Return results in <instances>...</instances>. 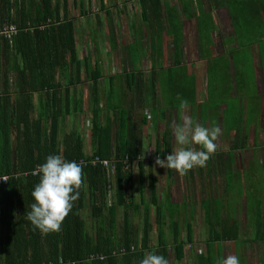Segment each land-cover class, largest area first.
<instances>
[{
	"label": "trees",
	"instance_id": "obj_1",
	"mask_svg": "<svg viewBox=\"0 0 264 264\" xmlns=\"http://www.w3.org/2000/svg\"><path fill=\"white\" fill-rule=\"evenodd\" d=\"M33 1V2H31ZM0 0L4 4L13 6L16 8V17L11 19L13 23L18 26V33L11 38L0 36L4 38L7 49H14L15 56L20 55L23 68L20 71L22 79L24 80H34L40 79L42 75H49L50 70H45L44 66H47V69H53L56 65H67V64H80L77 57V41H76V26L74 23V18L71 16V6L70 0H41L40 3H35L34 0ZM142 2V18L145 21L146 26L149 27L152 37V46H151V56H154V49H158L156 46H159V43L162 41L163 32L170 34L174 38V48L176 51L177 61L175 65H170L165 68L162 61L160 60L159 64H152V83L146 85L143 83L144 73L135 67L140 58L141 49L138 50L137 46L141 45V35L135 36V39L128 45L127 53L130 55L131 61V71L129 68L123 70L122 79L125 78L126 85L131 90L134 87H139L136 90H133L131 93V104L127 107L121 104L113 103L108 105V109L112 114L108 116L107 121L102 124L100 121L94 122L92 126V137L95 141V146L93 147V152L86 154L84 152V142L80 135L76 133H70L67 135L64 140L65 149L53 154L63 155L67 160H75L80 158H90L92 156L99 155L102 158L108 159L114 167L115 172L109 173L107 168L102 164L92 165L87 164L82 166L83 173L85 174V184L88 187L90 194V203L92 206V216L97 219L98 223L94 233L87 228L85 219L81 215V209L84 205V192L86 186L81 187L80 196L74 202V207L68 216L65 217V220L61 226L60 231L56 232H42L39 229L35 228L32 223L24 217L26 221H22L23 216L20 218H13L11 222H7V229L3 233V237L0 239V264H41L46 260L57 261L59 257H63L66 260L75 261L76 264H131L133 259L143 258L144 250L149 248L150 243V234L153 223L149 218V210L146 212L144 226L141 235L133 228V220L130 217L129 208L130 205L126 199L127 187H131L134 175H133V161L137 160L141 162L143 154V136H144V127L149 125L148 123L152 122V126L155 130H158V119L165 120L167 116L168 109H176L181 116L182 109L185 107H196L197 110H201L205 101H210V107L215 109L218 106L217 101L220 100L221 92L217 90L215 83L218 79L227 78L229 79L230 65L231 62L226 54H217L215 52L214 39L211 35L213 29V24L215 23L211 16H213V9L209 11L205 10L203 0H183V10L184 14L188 18H192L194 15H197V26L199 33H203L207 27H209V34L207 35L209 48L205 50V53H202V58L208 59L207 72L213 71V79L210 78L208 82V94L209 89L212 84V92L214 89L217 93H214L213 96H209L204 100H199L197 98V86L196 80L197 75L193 71H189L187 65L180 60L181 46L180 42L182 39V30H183V21L177 9V6L171 5L170 2L165 3L166 12L163 13V1L162 0H140ZM239 5L235 7L234 13H232L230 8V15L232 18L233 27L235 29V19L240 23V20L245 22L251 30L264 31V0H237ZM103 2V0H101ZM31 6V7H29ZM102 8L104 9V3H102ZM109 10V9H108ZM47 18H52L59 22V24H53L46 27L44 30L35 29L33 32L25 30V27L28 26V22H32V25H36L41 21H44ZM166 19V23L164 20ZM210 19V20H209ZM3 24V23H0ZM142 32V29H140ZM111 49H115L116 40L113 36L112 31L109 32ZM210 36V38H209ZM264 42V40L262 39ZM262 42V44H263ZM96 48L98 49L99 44L95 41ZM156 43V44H155ZM264 45V44H263ZM118 46V45H117ZM12 47V48H11ZM95 49V48H94ZM162 49V47H161ZM263 48H261V52ZM9 50V51H10ZM96 50V49H95ZM11 52V51H10ZM162 52V51H161ZM164 52V51H163ZM162 52V53H163ZM153 54V55H152ZM263 57V54L261 55ZM234 60V74H235V85L237 82V91H240L242 87L238 86L240 83V62H237L238 56L233 54ZM253 63V62H252ZM264 64V60H263ZM20 67V64H19ZM179 67L182 71L176 73V68ZM254 73V72H253ZM98 74V73H96ZM164 79V80H163ZM128 81V82H127ZM136 82L138 84H136ZM116 83V82H115ZM114 83V85H116ZM160 83V84H159ZM254 87L256 88V79L253 77ZM124 84V82H123ZM122 84V85H123ZM118 85V84H117ZM158 85L162 87L158 91ZM231 85V83H230ZM119 86H121L119 84ZM145 87L148 89L146 90ZM221 87L222 83H221ZM114 88V87H113ZM121 88V87H118ZM124 88V87H123ZM232 88V86H231ZM39 87H28L26 90H38ZM224 89V87H223ZM114 91V90H113ZM257 91V89H256ZM138 94V99L142 95L149 94L153 99V108L154 119L146 114H143L142 119L135 122L132 120L131 115V105H134V99ZM121 92L118 96H123ZM230 94V93H229ZM130 95V94H129ZM129 95L127 97L129 98ZM176 97L175 103L170 106L168 103L167 97L169 96ZM228 95V94H227ZM232 95V94H231ZM133 96V97H132ZM215 96V98H214ZM117 98V96H113ZM126 99V98H125ZM186 99L188 104L181 108L180 100ZM214 100V102H211ZM245 100V99H244ZM124 101V99H123ZM127 101V99H126ZM143 102V100H142ZM141 102V103H142ZM141 103L139 105H141ZM202 104V106H201ZM256 107L255 105H253ZM204 109V108H203ZM219 109V108H218ZM217 109V110H218ZM227 109V110H226ZM225 110L229 111L228 103ZM210 110V109H209ZM216 111H209V116L206 118L207 121L209 118L213 121V117L217 114ZM203 111V110H202ZM205 111V109H204ZM194 116V112L192 114ZM206 119H201L205 121ZM152 120V121H151ZM227 124V129L229 131L237 130V127L233 126V121L230 120L229 114L225 119ZM242 130V128H241ZM108 135V136H107ZM111 135V136H109ZM237 135V134H236ZM114 136L115 151L114 155H111L108 148L112 145L109 144L108 140ZM151 136V135H149ZM9 135L4 136V141L8 140ZM236 142L238 145H241L239 133L236 136ZM104 138L106 142L104 143ZM172 142V131H171V120L168 122L166 129L163 131V138L157 139L156 151L162 157L166 158V155L171 150ZM69 144H71L69 146ZM238 146L237 144H234ZM18 150L26 149L24 142L20 141L18 144ZM53 146L49 144L47 150L51 149ZM108 147V148H107ZM198 145L197 149H200ZM31 149L30 157H26V160H22L21 165L15 167H1L0 166V175L1 174H10L13 172H26L34 171L37 168L38 164L45 162L46 157L50 154L45 153V151L39 152L38 154L34 153V147H29ZM51 151V150H50ZM233 151H230L226 158H221L216 162L217 168L214 170L220 169L225 173H228L229 178L226 179L225 190H228L225 195L218 194L217 198H214L212 187V162L210 158L203 167H194L195 172H201L207 178L205 182V194L209 193V197L205 196L202 200V204L206 206V212L208 218L212 217V220L209 221V239L207 241V253L206 255L199 254L197 260L199 264H215L216 254L215 246H210V242L216 241H236L238 237L239 227L237 220L234 218L231 211L223 207V202L233 199L230 193V187L234 183L231 179V163L234 159ZM233 157V158H232ZM24 162V163H23ZM115 177L116 180V196L117 199L116 205H122L125 208L123 214V226L121 237H117L116 233V205L111 204L107 206V194L110 189L109 181L111 176ZM39 178V175L30 174L29 176L21 175L19 178L11 179L9 183L3 184L0 186V189L5 191L8 194L15 192V186H26L28 189V182L32 179ZM16 183L14 184V182ZM156 186L153 183L151 186L154 189ZM155 191V189H154ZM115 196V197H116ZM224 196H227L224 198ZM263 196V195H262ZM227 199V200H226ZM263 198H260V203ZM158 201V200H156ZM190 201V200H188ZM132 204V201H130ZM8 204L11 205V201L8 199ZM173 208L170 209V225L171 235L173 241L176 245V255L179 256L180 249L183 251V243L185 242L182 237V231L180 227V220L176 219V211L182 206L177 204L175 207L171 204ZM31 202L27 203L25 208L30 209ZM175 207V208H174ZM159 211V216L157 218V224L160 228V248L163 250V255L168 256V243L165 241V231L163 230L162 225L166 223L164 220V215L161 214L160 205L157 207ZM136 210V209H134ZM255 213V224L251 220V225H254V231L256 239H260L263 242L264 246V236H261L264 233V220H259L260 217H264V210L260 208L256 209ZM106 212H109L111 216V224L107 225ZM173 212V213H172ZM135 213V212H134ZM225 213V214H224ZM163 214V213H162ZM250 218V214L248 213ZM189 225V224H188ZM257 226V227H256ZM259 227V228H258ZM139 236H142L141 241L142 245L139 247ZM259 237V238H258ZM186 239L192 241V231L188 230ZM180 242V243H179ZM132 244H135L136 249L133 252H127L126 254L118 256H109L105 260L95 259L92 261H87V257L92 253H106L110 254L114 249H118L121 246H126L130 248ZM180 244L182 247L180 248ZM217 244V243H216ZM179 246V247H178ZM219 248V247H217ZM72 264V263H68ZM263 264H264V250H263Z\"/></svg>",
	"mask_w": 264,
	"mask_h": 264
},
{
	"label": "rangeland",
	"instance_id": "obj_2",
	"mask_svg": "<svg viewBox=\"0 0 264 264\" xmlns=\"http://www.w3.org/2000/svg\"><path fill=\"white\" fill-rule=\"evenodd\" d=\"M162 1L163 13L166 12L165 3L170 2L171 5L175 4L177 6L178 11L183 18L184 24L182 30L183 38L181 41V56L184 60L183 63L187 65L189 71H194L198 76V81L196 80V86L198 88L197 98L199 100H204L209 96H213L214 93H217V91L214 89L212 92V84L209 89V94L207 93L208 88L206 65L209 61L203 62L202 53L200 52L203 51L204 54L205 50L209 48V41L207 39V35L209 34L210 30L209 27H207L203 33H199L197 26V15H194L192 18L185 16L183 10V0ZM102 3H104V9L101 6ZM203 3L206 11H209L211 8L213 9V16L211 17L215 23L213 24L214 26L211 31V35L214 37L215 52L217 54H226L229 60L231 58L230 52L232 50V52L234 54L236 53L238 56V60L236 61L240 62V75L242 76V79L240 78L239 80L240 83L238 86L242 87V89H240L236 95L237 92L235 89H237V82L235 85L236 78L232 66L230 65V82L227 78H222L220 80L218 79L216 82H214L217 90L221 92L222 97L217 101L218 106L215 107V109L210 107V101H205V105L201 107L202 109L200 111L197 110L195 106L191 108L185 107L182 109L183 111L181 116H179V113L176 109H168L167 116L165 117L166 119L160 120L158 130H155L153 127H148V129H146L147 134L151 136L148 135L150 138L149 141L147 134L146 139L144 138L145 151L143 153V160L156 161V157L158 156V152L156 151L157 139L161 140L163 138V131L166 129L169 116H171L172 120L171 131L173 145L168 154L174 150H178L181 147L175 138L174 124L181 126L188 119L200 121V117L204 120L209 116V111L214 112L219 108L217 110V114H215L213 117L214 120L212 121V124H214L220 131L223 130L225 134L227 131L225 119L227 118V114H229L230 120L233 121V126L237 127V130L227 131V135L219 133V136L215 141L218 145L217 150L214 154L210 155V160L212 162L211 164L213 166L214 162L228 156L229 152H227V150L233 146L234 141L237 139L236 136L238 133L241 145L240 149L236 152V159L239 162L251 161L252 163L250 168L244 169L246 166L243 168V170H246L247 172L246 181L248 182V185L235 184L234 188L232 184L230 190L232 191L235 189L232 192L230 191L231 197L233 196V199L223 202V207L225 206L228 211H231L234 218L237 220V224L239 226V238L235 241V243H233L234 241H223L222 256L224 259L229 255H234V252H236L235 254L239 257L241 264H263V242L260 239H256L255 233H252V231H254V225H251V220L254 221L255 224V220L257 219L255 218V213L257 208H260L261 211L264 210V164H261V161H264V79L260 67L261 61L259 56V46L264 49V45L262 44V39H264V31L251 30L250 27L245 24V22L240 20L239 23L236 19L234 29L229 11L231 8L232 13L236 12L235 7L239 5L237 0H203ZM70 6L72 7L71 16L74 18V22L76 23L77 44L80 51L79 56L82 62L84 59V62L93 64L92 52L96 49L99 53V59L97 60H99L100 63H108L114 67V69L115 67H118L116 70H122L127 67L131 71L132 65L130 61V55L127 53V47L128 45H131L135 39V36L141 35V45L139 44L137 46L138 50L141 49V56L139 58L138 64L135 67L139 68V70L144 73L146 85L152 81L151 78L153 63H156L157 65L161 60L165 68L170 65H175L173 43L174 38L165 32L162 37L164 42V54L161 51L158 52V49L155 48V54L154 56H151V32L149 27L146 26L145 21H143V6L140 0H103V2H101V0H70ZM164 22L166 23V19ZM140 29H142V32H140ZM111 31L117 43L115 49L113 50L111 49V39L109 36V34H111L109 32ZM233 32H235L236 44L233 43V40L230 36L233 34ZM95 41H97L99 44L98 49L96 46H94L96 45ZM156 47L160 48L162 46ZM107 50L111 51L109 54L105 55ZM253 66L257 77L255 84L256 88L254 87L253 83ZM179 72L182 73L181 69L177 67L176 73ZM208 74L210 78L213 79V71H209ZM221 83L224 89L221 87ZM136 84L138 83L136 82ZM145 89L147 90L148 88L145 87ZM161 89L162 87L158 85V91ZM232 89H234L233 93L235 95H231ZM113 90L115 92V97L117 96V98L109 97L107 98L106 103L108 105L116 103L121 104L122 107H127L129 102H131V96L127 98L126 101V99L121 95L122 93L124 94L126 89L114 87ZM120 92L121 96H118ZM129 99L130 101L128 102ZM167 99V104L172 106L171 104L175 103L176 97L170 95L167 97ZM153 101L154 99L149 94L143 96V102L141 103V106L144 112L146 110L148 111L150 107L153 108ZM211 102H214V100ZM224 103H228L229 111L227 112L224 110L226 109V105ZM222 104L224 106H222ZM193 112L194 116H192ZM151 115H153V113H151ZM203 120L200 123L207 127V119L205 121ZM148 124L152 125L150 122ZM245 124L247 125L246 128L249 127L248 130L244 128ZM230 132H233L234 136H230L233 135V133ZM193 147L197 149L198 145H193ZM164 170V176L162 174V182L164 183V186L167 187V190L169 186L168 183H171V181H176L175 185L181 189L179 180L180 175L175 174L173 177H171L172 179L167 176V178L164 180L166 168H164ZM190 171L195 172L194 169H191ZM213 173L214 178L211 181L213 195H225L224 192L226 183L223 178H220L222 174L219 175L217 170H214ZM205 178V175L200 176L197 172L196 178H192L190 183L192 192L189 194L190 198L192 199H190V201L184 199L185 203L183 202L182 206L175 213L177 214L175 218L179 219L181 222L179 224H189L192 221L193 226V240L191 243L193 246L195 244V247L190 249L187 248L186 251H188V253L184 256L185 260H183L185 264H196L197 259L195 256L197 252H206L205 242L208 241L210 236L208 224H210L209 221L212 220V217L210 219L208 218L206 206H204L201 201L203 196H206L207 199L210 197L208 196L209 193L203 194L204 192L202 193V191H200L201 188H204ZM242 188H246V190L241 191ZM173 191L178 193V195L180 194V190L178 192L176 187H173ZM238 196H244V198L240 199ZM180 197L178 196L175 201H182ZM225 197L227 196H224V198ZM260 198H263L261 203L259 202ZM163 200L164 199L161 198L162 202ZM158 204H160L159 201ZM190 210L192 211L190 212ZM148 212H150V221L153 220L155 216L154 224L157 225L156 216H159V211L156 210V215L154 216L151 209ZM248 212L250 214V218L248 216ZM160 215H164V220L167 222L168 219H170V209L168 207L165 208V205H162ZM259 220H264V217H260ZM138 226L139 228H142L140 225H137V227ZM167 226L168 224H165V227ZM139 234H141V232ZM261 236H264V233H262ZM216 243L222 244L221 241H216L215 243L210 242L209 245L213 247L218 246ZM153 250L155 249L153 248ZM189 252H192L193 255L189 254ZM193 256L195 258H192ZM172 260L175 264H182L180 259L177 257H173Z\"/></svg>",
	"mask_w": 264,
	"mask_h": 264
},
{
	"label": "crops",
	"instance_id": "obj_3",
	"mask_svg": "<svg viewBox=\"0 0 264 264\" xmlns=\"http://www.w3.org/2000/svg\"><path fill=\"white\" fill-rule=\"evenodd\" d=\"M31 1V0H30ZM33 2V1H31ZM35 3H40L41 0H34ZM31 7V6H29ZM72 9V7H71ZM180 14V13H179ZM181 16V15H180ZM16 17V8L10 5H7V3L0 2V23H13L11 19H15ZM182 18V17H181ZM183 21V18H182ZM32 22H28V24H31ZM75 23V22H74ZM184 24V22H182ZM76 24V23H75ZM76 26V25H75ZM77 31V29H76ZM164 34V32H163ZM170 35V34H168ZM172 36V35H170ZM231 36V39L233 40V43L236 44L235 39V32H233ZM173 37V36H172ZM183 38V37H182ZM214 38V37H213ZM264 40V39H263ZM77 41V36H76ZM152 37L150 41V45L152 43ZM182 41V39H181ZM231 41V40H230ZM174 43V40H173ZM264 44V42H263ZM159 46H162L159 48V51H164V42L163 38L162 41L159 43ZM181 46V42H180ZM118 47V46H117ZM12 48V47H11ZM7 49L6 43L4 42V38L0 37V166L1 167H15L18 165H21L22 160H26V157H30L31 149L29 147H34V153L38 154L39 152H44L49 154L57 153L59 149L64 150L65 143L64 140L66 139L67 135H70V133H76L77 135H80L84 142V152L86 154H90L93 152V147L95 146V141H93L92 137V126L93 121L98 122L100 121L102 124H104L105 121H107L108 116H110L113 112H111L108 109V105L106 103L107 98L115 96V92L113 91V87H121L125 88L126 91L124 92V98H128L131 96V93L133 90L138 89L139 87H134L133 90H131L126 85L125 78L122 79L121 76L123 75V70H116L118 67H112L108 63L102 64L100 63L99 57H98V50H94L92 52V63L83 62L80 58V51L78 49L77 44V57L80 64H67V65H56L53 69H47V66H44L45 70H50V74L48 75H42L39 79L34 80H24L22 79V75L20 74V71L23 68V64L20 58V55L14 54L15 50L12 48ZM259 56H260V67L263 74L264 79V64H263V58H264V49L261 52V47L259 46ZM111 50H107L106 54H109ZM233 51V50H232ZM230 52V60H231V66L234 72V64H233V52ZM201 52V51H200ZM164 54V52H163ZM182 51L180 52V60L184 62L182 56ZM263 54V57L261 56ZM174 55H175V62L177 61V55L175 48H174ZM141 56V54H140ZM227 56V55H226ZM253 56V55H252ZM228 57V56H227ZM203 62H208V59L203 58ZM87 61V60H86ZM253 62V61H252ZM20 64V67H19ZM197 69V68H196ZM194 72V71H193ZM253 72L254 77L257 81L256 77V71L253 66ZM98 73V74H96ZM206 75H207V87L209 82V76L207 72V65H206ZM117 83L118 85H114V83ZM124 82V84H123ZM128 82V81H127ZM115 83V84H116ZM145 83V80L143 81ZM152 83V81H151ZM119 84L121 86H119ZM123 84V85H122ZM146 84V83H145ZM38 86V90H26L28 87H35ZM232 89V95H235L233 93ZM236 95L238 94L237 89ZM208 93V92H207ZM136 98L133 100L134 105H131V118L135 122L142 119L143 114H146V111H143V108L141 105H139L143 97L142 95L138 99V94H134ZM133 97V96H132ZM130 99L128 100V102ZM131 104V102H129ZM227 108V104L224 103ZM222 106H224L222 104ZM225 110V109H224ZM227 110V109H226ZM225 110V111H226ZM151 113L152 107L148 109ZM224 111V112H225ZM227 112V111H226ZM150 119H154V113L151 115ZM171 120V116H169L168 122ZM152 121V120H151ZM172 121V120H171ZM158 129H159V123L160 120L158 119ZM152 124V122H151ZM152 125H145L144 127V136H143V153L145 151V143L144 138L146 139V129L148 127H151ZM246 124L244 125V128L246 130L249 129L246 128ZM213 127H216L214 124H212L211 118L207 121V128L212 129ZM226 127V126H225ZM228 128V127H226ZM225 130V129H224ZM229 131V129H227ZM227 131L223 132L221 130L219 133L223 135H227ZM233 133V132H230ZM9 135L8 140L4 141V136ZM149 134H147L148 136ZM108 136V135H107ZM111 136V135H109ZM230 136H234L230 135ZM114 136L108 140L109 144L111 142V146L108 148L110 150L111 155H114L115 151V144H114ZM150 140L148 136V141ZM22 141L26 145V149L18 150L17 144ZM106 142V139L104 138V143ZM234 141L233 146L227 150V152L233 151L234 153V159L230 165L231 167V179L234 181L233 186L235 184L248 185V182L246 181L247 172L244 171V169H248L251 167V161H244L239 162L237 161L236 152L240 149V146L238 143H235ZM51 144L53 147L49 150H47V147ZM234 144H237L238 146H235ZM71 144H69L70 146ZM171 145L172 142H171ZM230 156V154H228ZM158 156L162 157L160 154ZM142 160L141 162L134 160L133 161V181L131 184V187H127V195L126 199L128 201V204L130 205L129 213L130 217L133 220V228L135 231L138 232V234L143 230L144 221H145V214L147 210H150L153 212V216L156 215L157 207L160 208L162 205H165V208L172 207L171 204H173L175 207L177 204L182 205L183 202L185 203L184 199L187 201L192 199L190 198V192H192V187L190 185L192 178H196L197 172H192L188 170L184 174H181L180 172H177L176 169H167L166 168V174L164 180L167 178V176L173 177L175 174L180 175V187H177L176 181L171 183H168V190L167 187L164 186V183L162 182V174L164 176V167H160L156 165L154 160H143L144 154H142ZM231 157V156H230ZM233 158V157H232ZM217 162V161H216ZM216 162L213 163V172L214 168H217ZM254 162V161H253ZM24 163V162H23ZM261 164H264V161H261ZM212 172V179L214 178V173ZM217 172L222 174L220 178H223L224 181H226L227 178H229L228 173L223 172L220 169H217ZM249 174V173H248ZM199 175H204L199 172ZM252 176V175H250ZM163 180V181H164ZM212 181V180H211ZM39 182V178L32 179L28 182V189L26 186H15V192H12L11 194L6 193L5 191L0 189V239L3 237V233L5 229H7V222H11L13 218H20L23 216L22 221H26L24 217H26V212L28 208H25L27 203H32L33 198L31 196V191L36 183ZM205 182H207V178L204 180V188H201L200 191L202 193L205 189ZM16 181L14 182V184ZM156 184V187L154 189L151 188V186ZM179 184V183H178ZM109 191L107 196V206H110L111 204L116 205V200H119V197L116 196V180L115 177L112 175L109 181ZM173 187H176L178 189V192L180 190V194L173 191ZM235 188V186H234ZM212 191L213 188L211 187ZM233 189L232 191H234ZM246 188H242L241 191H245ZM231 191V192H232ZM166 192V194H165ZM228 190H225L224 193H227ZM205 194V192L203 193ZM116 196V197H115ZM180 197L182 201H175L177 197ZM205 196H203L202 200ZM218 196L214 195V198H217ZM240 199L244 198V196L240 197ZM161 198H163V202L161 201ZM8 199L11 201V205L8 204ZM158 200L160 204H158ZM201 200V201H202ZM132 201V204L130 203ZM167 206V207H166ZM92 206L90 203V194L88 187L86 186L85 192H84V205L81 209V215L85 219L86 226L90 231L94 233L96 229V225L98 223L97 219L92 216ZM173 208V207H172ZM116 233L117 237H121L122 233V226H123V214L125 212L124 206L116 205ZM136 209V210H134ZM154 210V211H153ZM30 211V210H29ZM192 210H190L191 212ZM135 212V213H134ZM106 222L107 225L111 224V216H109V212H106ZM249 213V212H248ZM156 216V220H157ZM21 220V218H20ZM193 220V219H192ZM154 219L151 220L153 223L151 234H150V243L149 248H146L144 250V255L146 252H153L157 254H163V250L159 247L160 246V228L159 225L154 224ZM165 224H168L167 227H165ZM170 221L164 223L162 225L163 230L165 231V241L168 243V256L166 257L170 264H175L173 262V257H177L176 255V243L172 239L171 235V227ZM137 225H140L142 228L137 227ZM181 231H182V237L185 241L183 244L184 250H179V256L177 257L180 259L182 264H185L183 262L184 256L187 255L188 251L187 248L195 247V244L191 243L192 241H188L186 239L187 231L193 229L192 221L188 224L183 223L180 224ZM239 227V226H238ZM141 235V234H139ZM142 236H139V247L142 245L141 239ZM188 242V243H187ZM221 243H217L218 246L216 247L215 254V264H217V261L223 260L222 256V246L223 241ZM180 243V242H179ZM235 243V241L233 242ZM135 245V244H132ZM122 247V246H121ZM179 247V246H178ZM182 245L180 244V248ZM206 252L202 253V251L197 252L196 259L199 254L206 255L207 253V242H205ZM219 247V248H217ZM153 248L155 250H153ZM173 249V250H172ZM155 251V252H154ZM236 252H234V255ZM189 254H192V252H189ZM194 256L192 258H195ZM141 258L133 259L131 264H139ZM92 261V260H90ZM129 263V261H128ZM127 263V264H128ZM196 264L198 263V260L196 261Z\"/></svg>",
	"mask_w": 264,
	"mask_h": 264
},
{
	"label": "clouds",
	"instance_id": "obj_4",
	"mask_svg": "<svg viewBox=\"0 0 264 264\" xmlns=\"http://www.w3.org/2000/svg\"><path fill=\"white\" fill-rule=\"evenodd\" d=\"M188 104L186 99L180 100L181 108ZM176 141L181 147L166 155L156 157V165L167 169H176L185 174L194 167H203L217 150L215 142L220 130L209 129L196 120L188 119L181 126L173 125ZM193 145H200L196 149ZM34 175H39V182L31 191L33 202L26 217L32 225L42 232L61 230L65 217L74 207L80 196V189L85 184V174L76 160H67L60 154H49L45 162L38 164ZM139 264H170L163 254L146 252ZM217 264H241L236 255H229Z\"/></svg>",
	"mask_w": 264,
	"mask_h": 264
},
{
	"label": "built area",
	"instance_id": "obj_5",
	"mask_svg": "<svg viewBox=\"0 0 264 264\" xmlns=\"http://www.w3.org/2000/svg\"><path fill=\"white\" fill-rule=\"evenodd\" d=\"M53 24H59V22L52 19V18H47L44 21L37 23L36 25L35 24L34 25L28 24V26L25 27V30L30 31V32H33L35 29L44 30L46 27L53 25ZM17 33H18L17 24H15V23L0 24V36L11 38L12 36L16 35ZM147 114L149 117H151L150 111H147ZM75 160L79 162L81 167L84 165H87V164H92V165L102 164L103 166H105L107 168L109 173L115 172V167L112 164H110L111 162L108 159L102 158L99 155L92 156L90 158L89 157L88 158H80V159H75ZM33 172L34 171H32V172L26 171V172H13L10 174H1L0 175V186H2L3 184L9 183V181L13 178L17 179L21 175L29 176L30 174H33ZM135 249H136L135 245H131L130 248H128L126 246H122L118 249H114L110 254H106V253H102V252L92 253L85 260H87V261L95 260V259L105 260L109 256L120 257V256L126 254L127 252L135 251ZM68 263L76 264L75 261L66 260L63 257H59L56 262H54L53 260H46V261H43L41 264H68Z\"/></svg>",
	"mask_w": 264,
	"mask_h": 264
},
{
	"label": "bare ground",
	"instance_id": "obj_6",
	"mask_svg": "<svg viewBox=\"0 0 264 264\" xmlns=\"http://www.w3.org/2000/svg\"><path fill=\"white\" fill-rule=\"evenodd\" d=\"M263 208V207H262ZM259 228V227H258Z\"/></svg>",
	"mask_w": 264,
	"mask_h": 264
}]
</instances>
